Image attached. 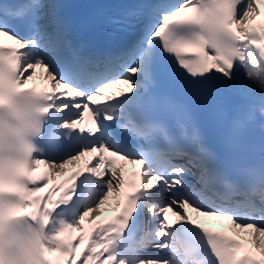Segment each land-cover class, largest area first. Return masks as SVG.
<instances>
[{
    "label": "snow or ice",
    "instance_id": "obj_1",
    "mask_svg": "<svg viewBox=\"0 0 264 264\" xmlns=\"http://www.w3.org/2000/svg\"><path fill=\"white\" fill-rule=\"evenodd\" d=\"M259 5L140 0L115 21L129 39L90 51L58 0H0V264H264ZM37 69L40 91L25 87Z\"/></svg>",
    "mask_w": 264,
    "mask_h": 264
}]
</instances>
